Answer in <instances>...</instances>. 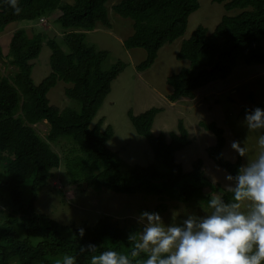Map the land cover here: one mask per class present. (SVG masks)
Returning <instances> with one entry per match:
<instances>
[{"label":"trees","instance_id":"trees-1","mask_svg":"<svg viewBox=\"0 0 264 264\" xmlns=\"http://www.w3.org/2000/svg\"><path fill=\"white\" fill-rule=\"evenodd\" d=\"M109 1L18 0L22 11L16 15L5 0H0L1 31L9 24L34 22L42 16L52 17L58 28L53 34L45 29L28 37L21 27L11 32L6 55L0 47V67L17 68L11 75L0 74V264H62L64 255L75 256L76 264H90L91 254L79 253L80 246L89 243L98 247L97 254L105 250L122 254L130 251L128 236H138L142 226L121 225L120 218L108 212H101L92 222L85 218L77 225L74 219L62 222L39 211L35 202L43 189L50 190L49 184L55 178L64 187H78L82 194L91 191L94 196L90 201L95 206L106 196L104 190L156 195L162 200L158 210L166 207L165 199L204 209L211 196L231 201L228 189L213 184L207 177L201 159L195 160L188 172L175 160V152L190 143L183 122L177 124L178 133L169 134V141L164 134L152 132L161 108L152 106L135 115L127 111L135 132L146 140L154 155L155 162L148 165L127 166L117 151L107 147L113 130L111 125L101 129L103 117L91 126L109 96L112 82L127 65L120 59L106 64L108 52L86 42L89 32L97 26L111 28ZM212 1L223 3L226 10L239 8L240 12L223 16L212 32L198 25L181 41L176 57L190 64L166 77L171 87L166 97L171 102L195 99L197 90L227 78L237 62L244 66L264 64V0ZM111 7L114 13L132 21V33L123 46L144 49V58L135 66L142 72L153 65L163 45L184 34L188 17L199 8V2L120 0ZM43 44L50 49V72L35 83L30 60L38 57ZM58 82L63 83L67 99L63 107L51 104L48 97ZM245 96L252 99L253 94ZM232 98L227 96V103L234 105L235 118L244 110L253 109L241 105L244 109L239 111ZM218 101L216 104H220ZM260 106L264 107V102ZM42 121L49 126L45 136L35 128ZM203 127L216 137L206 149L210 160L236 175L241 157L235 162L224 158L223 129L214 122H206ZM62 138L71 144L61 154L53 147L60 145ZM58 190L54 193L64 202V192ZM81 227L85 229L83 238L77 231ZM146 258L141 254L134 264H142Z\"/></svg>","mask_w":264,"mask_h":264},{"label":"rangeland","instance_id":"rangeland-1","mask_svg":"<svg viewBox=\"0 0 264 264\" xmlns=\"http://www.w3.org/2000/svg\"><path fill=\"white\" fill-rule=\"evenodd\" d=\"M118 1L120 0H111L107 3L111 28L97 26L94 31L89 32L90 35L88 34L86 39V42L93 44L97 50L108 52L106 64H113L118 59L127 63L125 69L112 82L109 96L105 98L91 126L103 117L101 129L103 130L107 125H111L113 130L112 137L106 143L107 147L117 151L122 162L127 166L148 165L155 162L154 155L146 140L135 132L129 121L127 111L131 110L135 115L152 106L161 108V111L156 114L151 128L155 135L164 134L166 140L169 141L171 132L178 133L177 124L179 122H183L187 129L190 143L175 152V160L182 165L183 171L188 172L192 167V163L197 159H201L205 174L212 183H217L228 189L227 182L224 179L225 171L216 166L206 153L207 147L215 143L216 137L203 125L206 122H214L217 127L223 129L225 145L222 154L225 159L235 162L240 157L230 147L233 140L241 141V146L245 141L249 149L248 156L254 157L257 151L256 137L258 133H248L243 123L245 110L238 118H235L232 113L234 105L227 103L229 102L227 96L234 97L232 99H234V104L237 105L239 111L243 108L241 105L251 108H264L260 106L264 102V64L244 66L241 64L242 62H237L227 78L212 81L207 86L197 90L195 92L196 98L193 100L169 101L166 96L171 87L166 83V77L172 73H177L190 64L188 60H181L176 57L183 39H187L198 25H202L207 28L208 32H212L223 16L235 15L240 12L239 8L226 10L223 3L213 2L212 0H198L199 8L189 15L184 34L171 43L163 45L158 50L153 65L148 70L139 72L135 66L142 61L145 51L141 48L126 49L123 46V41L132 33L133 29L130 18H123L112 10L111 6ZM21 27L24 28L28 37L39 30H47L48 34L58 31L52 17L42 16L41 19L34 22L19 21L9 24L4 30H0V47L4 55L8 52L11 32ZM58 33H60V30ZM58 40L61 41V38ZM49 55L50 49L46 44H43L38 57L30 60L33 64L31 77L35 83H39L50 72ZM15 70H17L16 67L5 65L0 67V74L11 75ZM235 88L238 89V95L232 91ZM63 89V83L58 82L49 91L48 97L51 104L63 107L67 103ZM250 93L253 94L252 99H245V95ZM216 100H219V105L216 104ZM209 107H212V110H208ZM222 121L227 128L222 124ZM35 128L40 135L45 136L49 126L42 121L37 123ZM70 144L67 138H62L61 144L53 148L62 154L65 149L70 147ZM246 163L247 158L241 157V165ZM52 187H56L54 190L59 189L64 192L62 194L65 197L64 202L60 201L59 196L54 193ZM49 188L50 190L43 189L40 197L35 202L38 210H44L62 222H71L74 219L73 222L77 225L85 218L91 222L94 221L98 215H101V212L116 215L120 218L121 225L136 224L139 226L142 225L138 223L137 217L145 210L159 212L166 225L180 224L188 214L203 217L207 212H210H206V209L209 208L204 209L200 206H192V204H188V206L168 199L163 200L166 207L158 210V205L162 200L158 199L156 195L144 196L140 192L127 195L108 190H104L106 196L103 194L105 196L103 198L105 199L102 198L101 203L95 206L90 201L94 196L91 191H85L82 194L78 187L70 185L64 187L60 185L56 178L51 181ZM204 191L207 192L208 188H205ZM250 207L251 203L244 201L240 210L247 213ZM1 214L0 211V216Z\"/></svg>","mask_w":264,"mask_h":264},{"label":"clouds","instance_id":"clouds-1","mask_svg":"<svg viewBox=\"0 0 264 264\" xmlns=\"http://www.w3.org/2000/svg\"><path fill=\"white\" fill-rule=\"evenodd\" d=\"M5 2L14 14L21 13L18 0ZM243 123L248 133H258L257 151L249 157L245 141L243 146L239 140L231 141V149L247 158L236 175L225 171L231 201L211 196L210 212L203 217L188 214L180 224L166 225L159 212L145 210L137 217L142 225L139 235L128 236L127 254L115 250L97 254L98 247L91 243L80 246L79 253L91 254L90 264H134L141 254L147 256L142 264H264V108L246 109ZM244 201L251 203L247 213L240 210ZM77 231L83 238L85 229ZM62 264H76V257L64 255Z\"/></svg>","mask_w":264,"mask_h":264}]
</instances>
